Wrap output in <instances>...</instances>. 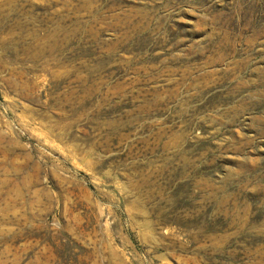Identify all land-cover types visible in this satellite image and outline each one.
I'll return each mask as SVG.
<instances>
[{"label": "rangeland", "instance_id": "obj_1", "mask_svg": "<svg viewBox=\"0 0 264 264\" xmlns=\"http://www.w3.org/2000/svg\"><path fill=\"white\" fill-rule=\"evenodd\" d=\"M0 264H264V0H0Z\"/></svg>", "mask_w": 264, "mask_h": 264}, {"label": "bare ground", "instance_id": "obj_2", "mask_svg": "<svg viewBox=\"0 0 264 264\" xmlns=\"http://www.w3.org/2000/svg\"><path fill=\"white\" fill-rule=\"evenodd\" d=\"M245 41H246V43H248V42H249L247 38H245Z\"/></svg>", "mask_w": 264, "mask_h": 264}]
</instances>
